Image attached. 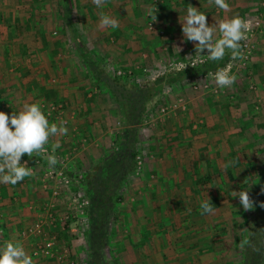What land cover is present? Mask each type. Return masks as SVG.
Returning <instances> with one entry per match:
<instances>
[{
  "label": "rangeland",
  "instance_id": "1",
  "mask_svg": "<svg viewBox=\"0 0 264 264\" xmlns=\"http://www.w3.org/2000/svg\"><path fill=\"white\" fill-rule=\"evenodd\" d=\"M160 5L158 0H152L151 11L144 16L141 35L136 34L154 41V48L149 51L148 46L145 49L139 38L137 57L133 59L130 53V61H115L120 56L114 51L122 52V48L103 50L93 47L87 38L89 34L82 31L88 27L84 18L79 21L74 14L67 18L69 25L61 23L57 10L63 8V0H0V8L10 14L0 17L6 20L0 25L14 33L15 28L8 26V21L13 25L16 24L13 20L19 19L16 22L26 30L19 36L21 41H27L31 27L34 30L31 32L34 36L32 42L37 44L36 50L29 49L27 57L20 63L14 61L13 54L11 63L4 64L0 58V95H12L10 102H5L0 96V111L21 110L25 103H36L50 123L59 124L63 120L68 129L67 135L50 137L45 146L47 154H52V144H60L54 153L59 161L55 167H50L41 156L25 155L38 160L34 167L25 165L33 170L34 175L18 184L24 186L29 178H35L42 195L40 199L27 203L30 214H27L26 224L15 228V243H20L27 254L30 255L32 245L39 240L32 237L22 239L21 232L52 214L55 222L48 233L56 238L58 250L67 252L69 260L75 264H92L87 248L88 207L82 215L77 201L79 198L88 200L81 193L74 192L73 182L66 191L64 187L60 188L62 184L56 179L46 177L48 172L59 170L68 178L72 177L71 174L81 176L91 171L101 159L118 150L114 142L125 134L122 112L118 111L110 93L87 76L88 69L81 62L82 56H86L88 62H93L105 75L125 78L129 80V86H149L155 91L138 128L136 170L123 185L121 201L114 210L117 220L110 226L109 239L103 251L105 260L112 262L116 259L118 264L241 263V238L252 224L255 207L264 198L261 192L264 170L254 169L257 166L264 169V77H260L264 73V54H260L264 50L260 44L261 40L264 41V8H261L260 0H254L252 10L241 17L261 16L262 19V27L249 40L248 59L232 60L230 53H226L218 62V68L205 71L211 63L206 50L197 53L195 48L186 50L185 46L180 48L176 44L172 48L166 42L169 35L159 20ZM35 26L50 32L51 37L58 36L60 28H76L81 39L73 40L75 34L69 32L64 36L66 40H63L61 48L51 54V48L45 50L44 36L48 40L47 33H39ZM106 51L110 54L105 55ZM197 57L203 62L188 68L199 67L203 71L195 74L193 79L172 84L162 79L177 71L175 67L170 69V64ZM230 62L236 82L231 87L218 88L207 73H214ZM255 62L258 63L255 65ZM53 107L55 111H52ZM202 134L206 135L204 138H208V142L199 137ZM190 137L197 138L196 145L186 141ZM229 140L234 153L241 157H250L261 151L262 159L259 158L262 163L252 161L253 168L247 178L236 171V176L227 178L229 183L222 176L212 178L215 185L203 182L202 174L210 170L208 168L223 166L221 156ZM179 142H182L180 146ZM202 148L205 150L201 155L207 159L203 162L199 155ZM245 149L249 150L248 154ZM25 161L27 163L28 159L23 156L21 163ZM239 163V159L233 161V164ZM162 170H167V174L164 175ZM241 190L249 192L254 201L253 210L244 211L239 197H233V191ZM204 201H217L218 207L211 214L202 215L200 204ZM107 216L110 218V213ZM2 230L0 242L7 241L3 225ZM36 260L41 261L36 262L38 264H59L53 260Z\"/></svg>",
  "mask_w": 264,
  "mask_h": 264
},
{
  "label": "crops",
  "instance_id": "2",
  "mask_svg": "<svg viewBox=\"0 0 264 264\" xmlns=\"http://www.w3.org/2000/svg\"><path fill=\"white\" fill-rule=\"evenodd\" d=\"M158 1L161 4L159 7V15H158L159 20L161 24L163 25V27L165 28L166 33L169 35L166 38L167 39L166 42L170 43V46L172 45V48L175 47V44H176V46H180V48H183L185 46L186 50H189V49H194L195 44L193 42L186 41L184 39L183 34H182V25L179 22L180 19H183V17L186 15V9L188 7L190 6L196 7L198 11L204 13L207 16L208 24L211 25L214 23V21H218L222 19H230L234 16L242 17L244 15H248L247 13H249L253 8L252 5H253L254 0H226V2L229 4V9H230L228 12H224L223 10L218 9L214 4H209L208 0H158ZM151 3H152V0H105V3L103 4V6L97 7L92 2V0H63V5H64L63 11H64L65 17L66 16L69 17L75 14L76 17L79 18V21H80V18H84V20L83 19L82 20L87 23L88 27L86 29L83 28L82 31L87 32L89 34L87 38L88 39L90 38V43L93 47H95L96 49L101 48L103 50L104 49L106 50L115 49L116 50L118 48H122V52L114 51L117 56H120V58L116 59L115 61H120V60L130 61L128 57L130 56V53H132L133 59L134 57H137V54H136V50L138 48L137 39L140 38L139 40L142 43V45L145 46V49L146 47L149 46L148 48L149 51L152 48H154L152 44L154 45L156 44L154 41H151L146 36L137 37L136 35V34L141 35V32L143 30L142 27H143V24L145 23L144 16H146L148 12L151 11V6H150ZM68 9L70 11H68ZM57 11H59L58 16L59 18H61L62 16L61 10H57ZM57 11H55V14ZM5 14L6 16L10 15L8 10L4 11L0 8V17H4ZM103 16H108L112 19H115L118 22V27H115V28L110 27V29L106 28V26L104 27L101 24V18ZM50 17H52L51 14H50ZM0 22L1 23L4 22L3 19L2 20L0 19ZM61 23L63 24V22ZM37 28L38 27L35 26L34 29H37ZM38 29L39 30L37 31L39 33H42L45 30L41 27H39ZM28 31L30 32V34L26 37L27 41L26 40L21 41V38L19 37L21 34L13 35L12 33H9V29L7 27L5 28L0 25V58L3 60L4 64L11 63L10 57L12 56V54L14 55L12 57L14 58V61L15 62L18 61L20 63L21 61H23L22 58L27 57L26 55H22L23 48L29 51V49L31 50L37 47V44H34L32 42V38L34 36L31 35V32H33L34 30L30 27ZM58 31H59L58 36H56L55 34L54 35L55 37H51L52 35L50 34V32L48 33L45 31L43 32V33H47L48 41L51 42V45H53V47L56 44H59L57 51L61 48L64 42L63 40H66L64 36L67 33L70 32V34L72 35L75 34V37L73 40H76V38L77 40L81 39V33L76 28L68 30L66 27H64V28H60V30ZM78 33H79V36H78ZM173 34L176 37L172 36ZM144 35H146L145 32H144ZM24 41L28 42V44ZM38 41L41 43L40 40ZM180 42H183V43H180ZM260 44H262L261 47L264 49L263 40H261ZM39 48L40 47H38V49ZM20 49L21 51L19 52ZM139 49L140 47L138 48V50ZM14 50H15V53H14ZM260 52H261L260 53L261 55L264 54L263 53L264 50ZM102 54H104V52ZM107 54H110V52L106 51L105 55ZM257 63L258 62H255L254 64L256 65ZM260 77H264L263 72L262 74H260ZM24 93L26 94L27 91H25ZM0 96L4 100L6 99L5 102L7 101L10 102V99L12 97V95H6V94L0 95ZM14 110L20 111L18 108H15ZM225 110H227V108H225ZM226 134H225V137H226ZM205 136H206L205 134H202L199 137L202 138L204 142H208L209 140L208 138L207 139L204 138ZM196 140H197L196 137L195 138L190 137L186 139L187 142L193 145H196ZM213 142H214V139H213ZM231 142L230 140L229 142L226 141L227 148L225 147L224 153L221 156V158H223L224 160L223 166L221 168L220 167L217 168L213 166V168H208L210 170L202 174L203 175L202 178L204 177L209 178L208 184L212 183V185H215L212 178L216 176H222L224 179L231 178L232 176H236V171H240V175L247 178L250 176L249 170L253 168L250 163H252V161L257 163L258 160L260 163H262V161H260V158H259L263 155L261 151L256 152L252 156L250 155V157L248 156L241 157V155H237L236 153H234L235 150H233V147L231 146L232 145ZM181 144L182 142H179L178 145L180 146ZM201 145L202 147L204 146V144H201ZM201 150L202 151L199 152V155H201V153L205 149L202 148ZM247 151L249 150L245 149L246 154H248ZM258 153H261V154H258ZM201 156L203 157L201 159L202 162L204 160L205 161L207 160V159H204V154H202ZM238 159L240 162L239 165L233 164V161L236 162ZM206 164L207 166L209 165L208 163ZM237 166L239 167V169H237L238 168ZM256 168L258 169L259 172L264 170L263 167L261 166L259 168L257 166L254 169ZM166 171H163L164 175L167 174ZM229 181L230 180L227 179V183H229ZM245 185L246 183L243 184V186ZM39 189H40L39 183L35 178H29V180L26 182L24 186L18 183L15 185L0 184V214L2 215V220H3L2 225L4 228V235L7 241L10 240L13 243H15L16 241L15 234L17 232V229L15 228L21 227V225L26 224L27 214H30L29 208L27 209L26 205L31 200H35L37 198L40 199V196L42 195ZM245 190H247V188ZM35 192L37 194H35ZM4 242L5 241L0 242V246H2ZM33 261H34V264H38L36 262H41L38 260L35 261L34 259Z\"/></svg>",
  "mask_w": 264,
  "mask_h": 264
},
{
  "label": "trees",
  "instance_id": "3",
  "mask_svg": "<svg viewBox=\"0 0 264 264\" xmlns=\"http://www.w3.org/2000/svg\"><path fill=\"white\" fill-rule=\"evenodd\" d=\"M61 14L63 24L67 26L68 17L64 16L62 7ZM16 21H19V19H14L13 22L16 24L13 25H11L10 20L8 21V26L15 28V32L12 34L20 35L26 32L25 26ZM45 39L47 47L45 50L51 48L50 53L55 54L59 44L53 47V45L49 44L46 37ZM22 52L24 53L22 55H26L28 50L23 48ZM81 62L88 69L87 76L95 81V85L104 87L110 93L114 103L117 105L118 111L121 110L125 134L117 142H114L118 150L101 159L100 163L94 166L91 171L83 173L81 176L71 174L70 177H72L70 179L73 182L74 192L81 193V196L89 201L87 209L90 223L88 227L89 242L87 246L89 260L92 264H118L116 259H113L112 262H107L104 258L106 254L103 251L109 239L110 226L112 222L117 220L114 217V210L121 201L123 185L126 183L127 178L136 170V158L139 155L136 146L138 143V128L142 124L147 104L155 96V91L149 86H129V80L125 78L105 75L93 62H88L86 56H82ZM218 62L211 61L205 68V71L218 68L220 65ZM202 71L203 69L199 67L193 69L187 68L184 71L172 72L166 77H162V79L166 83L172 84L185 79H193L195 74ZM162 79L160 81H163ZM6 111L9 116H11L12 112H19L17 110L8 111L7 109ZM24 158L28 159L27 164L30 167H34L36 165L35 161L38 160L26 156ZM202 180L203 182L204 180L208 182L209 178L204 177ZM196 182L202 183L199 180ZM261 202H264V198L255 207L252 215V224L241 238L242 246L239 256L241 257V263L239 264H264V208L259 207ZM209 204L213 209L218 207L217 201ZM109 213L111 215L110 218L107 216Z\"/></svg>",
  "mask_w": 264,
  "mask_h": 264
},
{
  "label": "clouds",
  "instance_id": "4",
  "mask_svg": "<svg viewBox=\"0 0 264 264\" xmlns=\"http://www.w3.org/2000/svg\"><path fill=\"white\" fill-rule=\"evenodd\" d=\"M101 7L105 0H92ZM209 4H214L218 9L228 12L229 4L226 0H208ZM182 25V34L186 41L193 42L197 53L207 51V59L211 61L223 60L226 53H230L231 59H242L241 41L247 39V32L251 30V22L239 16L230 19L214 21L209 25L207 16L198 11L196 7L190 6L186 9V15L179 21ZM103 26L118 27V22L108 16L101 18ZM199 62V57L193 60L191 66ZM188 65H176L177 71H181ZM232 63L209 72L218 88L231 87L236 82V76L231 74ZM66 121L61 120L59 124L50 123L41 106L36 103L23 105L18 112H12L11 116L0 111V184L15 185L23 181L26 177H31L34 172L26 167V161L21 163L22 157L27 155L41 156L50 167H55L59 162L54 154L60 144L54 143L51 146V153L47 154L45 147L49 143L50 137L67 135L68 129ZM264 193V188L261 189ZM233 197H239V203L244 211L254 208V201L248 191H233ZM264 208V202L259 204ZM201 214H211L212 206L204 201L200 204ZM0 264H34L32 257L27 254L20 243L5 241L0 246Z\"/></svg>",
  "mask_w": 264,
  "mask_h": 264
},
{
  "label": "built area",
  "instance_id": "5",
  "mask_svg": "<svg viewBox=\"0 0 264 264\" xmlns=\"http://www.w3.org/2000/svg\"><path fill=\"white\" fill-rule=\"evenodd\" d=\"M260 6L261 8H264V0H260ZM245 20H248L251 22V30L247 32V39L241 41V51L243 53V58L245 61L248 59V55L250 54V44L249 40L254 36L255 32L262 27V19L261 16H257L254 18H246ZM195 60V59H194ZM193 60H187L183 63L178 64H170V69H173L172 67H175L176 65H188L186 68H191ZM202 60H199L195 64L202 63ZM245 63V62H244ZM185 68V69H186ZM55 111V108H52V111ZM27 166V163H26ZM48 179H56L62 186L60 188L64 187L66 191H68V188L71 186V179L64 176L62 171L58 172H48L46 175ZM56 193V192H55ZM79 198V197H78ZM79 208L82 209L81 214L84 215V210L88 207V201H81L79 200ZM86 212V210H85ZM2 215L0 214V238L3 234L2 225H1ZM55 218L52 216V214H47L44 218H41L31 224V226L28 229H24L20 237L22 239L27 238H38V242L32 245V249L30 250V256L32 259H45V260H53L59 264H75L74 262L70 261L69 254L65 251L58 250L56 245V238L54 236H50L48 233V230H52V226L54 225Z\"/></svg>",
  "mask_w": 264,
  "mask_h": 264
}]
</instances>
